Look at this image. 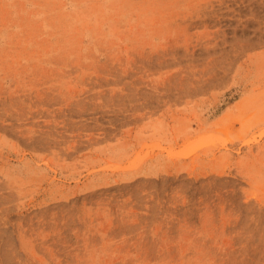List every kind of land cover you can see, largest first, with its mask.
<instances>
[{
	"label": "rangeland",
	"instance_id": "374dc122",
	"mask_svg": "<svg viewBox=\"0 0 264 264\" xmlns=\"http://www.w3.org/2000/svg\"><path fill=\"white\" fill-rule=\"evenodd\" d=\"M0 264H264V0H0Z\"/></svg>",
	"mask_w": 264,
	"mask_h": 264
}]
</instances>
